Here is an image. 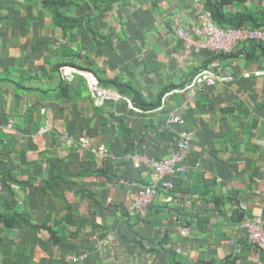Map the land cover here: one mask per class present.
I'll return each instance as SVG.
<instances>
[{"label":"crops","instance_id":"crops-1","mask_svg":"<svg viewBox=\"0 0 264 264\" xmlns=\"http://www.w3.org/2000/svg\"><path fill=\"white\" fill-rule=\"evenodd\" d=\"M197 1L85 7L91 20L66 31L39 4L0 0V68L25 88L0 84V176L12 178L0 196V264H264L263 249L248 244L241 227L264 218V74L255 73L264 71V53L222 60L233 81L185 89L208 53L188 71L177 67L171 54L182 41L173 25L179 17L191 26ZM69 64L103 85L132 86L147 103L166 91L165 105L162 96L159 107L145 109L123 88L141 111L126 101L97 107L84 77L62 76ZM174 109L185 117L181 126L169 123ZM180 131L191 138L190 171L132 212L138 188L158 175L130 156L164 159ZM63 134L89 137L91 148L69 145ZM100 145L113 157L95 154ZM14 215L23 221L2 220Z\"/></svg>","mask_w":264,"mask_h":264},{"label":"built area","instance_id":"built-area-1","mask_svg":"<svg viewBox=\"0 0 264 264\" xmlns=\"http://www.w3.org/2000/svg\"><path fill=\"white\" fill-rule=\"evenodd\" d=\"M199 16L193 21L191 26H185L179 17L174 18L173 28L177 37L182 41L181 49H175L171 54L177 67L183 71L195 65L193 59L203 51H209L215 54L231 55L241 50V55L245 54L243 43L250 44L257 42L264 44V28L252 26L225 28L217 25L212 19V13L205 8L201 0L197 1ZM257 75L264 74V71H256ZM80 75L86 80L88 89L97 107H102L108 102L126 101L128 106L136 111H141L136 107L132 100L114 87L103 85L97 75L89 70L81 68H69L64 71V77L72 80L73 76ZM247 77L250 73L245 74ZM235 80L234 74L227 72L221 59L213 60L208 67L201 68L187 84L185 89L195 87L214 86L224 84ZM168 93L163 95L161 107H164ZM186 122L180 109H174L170 113L169 123L183 125ZM13 121L9 122V126ZM49 130L44 126L38 130L39 134H45ZM69 145L78 143L81 147L91 148L89 137L81 136L79 139L70 134H63ZM191 149V138L184 132H178L176 146L170 151L167 157L161 160L150 158L141 153H133L130 156L133 164L137 168L147 167L158 175V180L151 184H145L138 188L135 198L131 201L130 210L132 212H141L148 208L154 199L159 195L162 189L169 192L175 188V182L172 180L176 175L186 174L190 171L186 159ZM92 151L100 156H111L112 152L105 146L100 145L92 148ZM3 191V185L0 181V196ZM173 196H168V202L173 201ZM241 227L246 232L248 244L261 246L264 252V218L257 215L241 223Z\"/></svg>","mask_w":264,"mask_h":264},{"label":"trees","instance_id":"trees-1","mask_svg":"<svg viewBox=\"0 0 264 264\" xmlns=\"http://www.w3.org/2000/svg\"><path fill=\"white\" fill-rule=\"evenodd\" d=\"M29 4H39L43 9L49 11L52 14V17L55 21V24L58 27H61L63 30H70L75 27H81L84 25L85 22H89L91 20V16L88 12L85 10H96L100 8H105L106 10L112 9L114 4L124 1L128 2L130 0H24ZM204 4L207 9H209L212 13V19L221 27L230 28V27H241L244 25H251L252 27L262 28L264 27V5L262 3H255V0H203ZM250 3V4H249ZM242 5L241 8L236 12H231L228 10L229 6L234 5ZM87 7V9H85ZM251 44H253L251 46ZM243 49L246 52L252 53L256 49H260L264 53V44L252 42L248 46H244ZM208 53L207 62L205 65L210 63L211 61L215 59H228L229 56H235L240 55L241 50L237 51L231 55H225V54H215L209 51H204ZM203 52V53H204ZM206 65V67H207ZM65 66V65H63ZM60 65V68L63 67ZM68 68H77L76 65L69 64L67 66ZM64 69L62 76L64 77ZM66 71V70H65ZM198 70H193L192 73L197 72ZM9 68H0V84L4 83H13L15 84V90L18 93H21V91L24 88V81L19 80L18 82L14 83L11 82V79L9 77L10 75ZM26 72H22V76L25 77ZM35 76L33 77V79ZM32 79V78H31ZM114 86L120 91L130 92V94L133 96L134 100L139 105L145 109H153L160 106V99L165 94L166 91H163L160 94V98L155 103H147L146 99L143 98V94L135 89L132 86H126L124 83L118 82L117 79H114L110 82V84H105ZM135 102V103H136ZM11 180L10 176L3 175L0 176V181L3 185L7 186L8 188L12 189L11 186ZM15 181V180H14ZM241 216V214H239ZM16 219V215L14 216H3L2 220H5L7 222L8 226H12V223L15 221L22 222L23 220H14Z\"/></svg>","mask_w":264,"mask_h":264},{"label":"water","instance_id":"water-1","mask_svg":"<svg viewBox=\"0 0 264 264\" xmlns=\"http://www.w3.org/2000/svg\"><path fill=\"white\" fill-rule=\"evenodd\" d=\"M182 218H184V216H182Z\"/></svg>","mask_w":264,"mask_h":264}]
</instances>
